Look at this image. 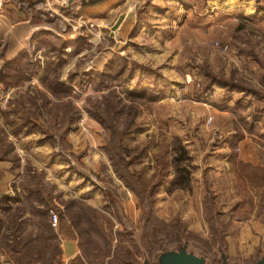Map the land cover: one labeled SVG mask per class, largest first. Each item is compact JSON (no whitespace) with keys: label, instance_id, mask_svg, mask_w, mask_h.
Instances as JSON below:
<instances>
[{"label":"rangeland","instance_id":"1","mask_svg":"<svg viewBox=\"0 0 264 264\" xmlns=\"http://www.w3.org/2000/svg\"><path fill=\"white\" fill-rule=\"evenodd\" d=\"M147 1L115 0L106 8L88 12L74 6L62 12L65 18H56L55 13H47L46 19L37 16L36 23L39 25L34 36L25 41L26 49L19 55H10L4 61L12 62L3 74L5 82L9 81L8 85H13L35 75L42 80L48 73L54 86L55 81L60 80L70 91L63 99L52 95L50 106L48 102L51 99L39 94L42 100L38 99L40 104L36 110H44L47 116H51L49 121L52 124H46V128L47 132L52 131V137L47 139L53 146V153L63 159L70 173H74L69 179L76 181L75 192L111 219L112 224L105 216H100L97 226L106 234L111 231L112 252L119 243H123L129 247L130 253H135L129 264H141L145 250H149L142 220V204H145L152 207L154 223L158 221L160 228L170 235H167V239L173 240L171 233L178 229L179 243H186L189 250L206 256V264H219L221 248L229 255L232 264H257L264 255V0H223V7L228 8L229 32L221 35L213 33L207 41L208 50L205 54L184 57L185 68H192L196 72L195 77L192 74L190 77L182 70L179 77L180 81L182 78L191 81L189 87L182 89L184 93L180 104L185 116L173 106L175 103L161 104L160 100L167 98V89L158 91L154 87L139 88L131 80L126 82L131 74L135 79L140 67L138 63L132 62L131 55L127 58L114 53L115 47H133V35L136 32L123 19L130 9L140 15ZM219 1L216 0L217 3ZM216 2L192 0L195 4L194 15L206 21L213 10L210 5L215 7ZM31 4L38 6L37 2ZM56 8L60 9L57 5ZM41 9L46 11L43 7ZM141 59L146 62L144 57ZM184 66H180V69ZM212 77L251 89V93L229 89L217 82L210 83ZM144 89L155 92L157 96L137 106L133 119L137 126L130 129L120 143L129 155L127 173L141 178L139 182L146 195L143 193L140 198L117 172L120 167L117 169L115 166L110 148L112 133L123 130L130 116L128 113L133 109L131 98L125 93ZM56 90L59 92L58 88ZM233 92L251 95L248 109L241 106V103L235 105L232 102ZM64 102H70V105L65 106ZM186 102L195 105L199 118L192 120L191 112L184 110ZM251 102L255 106L251 107ZM209 105L219 110L236 112L238 118L240 116V121L238 119V122L231 125L237 129L234 134L227 133L229 137H226V132L222 134L215 127L213 116L208 120L202 118V109ZM244 114L255 118L252 117L251 122L247 119L248 125H245L241 120ZM255 121H259L260 126L255 125ZM201 123L204 129L209 126L211 130L203 132ZM249 124L252 127L249 128ZM183 129L186 132L179 135L178 131ZM189 130L193 133H189ZM252 130L256 133L251 134L249 131ZM178 138L187 148L189 146L192 184L188 189L173 190ZM229 144L234 153L231 152L228 158V168L221 169L219 162L223 154H220L216 161L218 167L214 168V172L210 171L208 167L212 152L222 146L229 147ZM244 149H251L253 154L255 152L251 157L256 160L255 164H246L240 160ZM197 162L202 166L199 169L196 168ZM206 170L209 177H204ZM216 173L217 177H213ZM217 179L221 181L217 182ZM201 181H205L204 188ZM193 185L199 186L197 190ZM152 189L155 190L153 195ZM60 191L56 182L49 191L56 197L55 204L61 205L59 210L53 209L58 213L64 207L63 202L73 197L83 199L76 196L75 192L62 194ZM210 192L212 195H209ZM30 199L35 200L34 197ZM12 203L13 209L24 206L22 201ZM27 209L28 213H24L23 217L26 220L23 233L25 236L32 233L35 238L37 227L35 218H31L33 209ZM15 213V210L10 211V214H6L5 210L0 211L2 235L6 231V234H11V238L15 237V227L10 223L15 220ZM84 227L88 233L85 234L83 246L90 248L91 260L84 256L82 261L84 264H105L106 259L104 262L96 259L105 254L104 237L96 227L88 224ZM125 229L133 234L141 253L135 252ZM188 237L192 239L189 242ZM3 241L6 242V239ZM159 241L161 245L168 244L163 238ZM91 242L98 246L90 245ZM79 257H83L82 251Z\"/></svg>","mask_w":264,"mask_h":264},{"label":"crops","instance_id":"2","mask_svg":"<svg viewBox=\"0 0 264 264\" xmlns=\"http://www.w3.org/2000/svg\"><path fill=\"white\" fill-rule=\"evenodd\" d=\"M62 1L0 0V77L5 75V71L12 65V62L5 63L4 61L8 60L10 55L21 54L26 49L25 41L34 36L39 25L36 23L37 16L45 18L47 13H55L56 18H65L62 16L64 10L59 5ZM213 1L216 2V0ZM32 2H37L38 6H33ZM222 2L223 0L216 2L215 7L210 5L213 10L206 21L197 19V16L194 15L195 4L192 3V0H149L140 15L134 9H130L123 21L126 25L129 23L127 26H131V30L134 29L136 32L133 35L135 37L134 45L131 49H126L125 46L120 49L114 48V53H120L127 58H130L131 55L132 62L138 63L140 67L135 79L131 74L126 82L129 83L131 80L134 86L139 88L154 87L158 91L167 89L165 91L167 98L160 100L161 104L175 103L173 106L182 116H185V111H181L180 104L184 93L182 89L189 87L191 81L187 82L184 78L180 81L179 77L182 70L190 77H192L191 74L195 77L196 72L192 68H185L184 57L205 54L208 50L207 41L212 38L213 33L221 35L223 32H229L227 31L229 28L228 8L227 6L223 7ZM56 5L60 9L56 8ZM42 7L46 9L45 12L42 11ZM195 9L197 14V7ZM209 9L206 8L207 11ZM131 14L134 17L130 19L129 15ZM182 17H184L183 21ZM141 57H144L146 62H142ZM182 65L184 67L180 69ZM38 77L35 75L31 79L13 85L0 81L3 89L0 94V200L3 197H14L15 195L23 197L25 195H47L49 191L51 192L54 182L62 194L63 192L76 191L74 187L76 181L69 179L74 176V173H70L63 159L53 153V146L47 139V135H51V133L47 132L46 124H52L49 121L51 116H47L44 110L40 112L36 110L40 104L38 99L42 100L38 96L39 94H42L44 98L51 99L48 102L49 106L53 98ZM187 80L191 79L187 78ZM73 86L75 87L74 84ZM232 94L234 95L231 100L235 105L241 103V106L247 108L251 95L245 96L235 92ZM227 96L229 97V95ZM255 102L259 103L257 100ZM251 103V107L255 106L254 102ZM184 104L187 106L184 110L191 112L193 121L199 118L200 115L198 116L194 104L191 102ZM202 110V118L208 120L210 116H213L215 127H218L224 135L226 132V137L230 136L229 133L234 134L237 130L231 127L233 123L238 122V119L240 121V116L238 118L236 112L233 113L226 109L219 110L213 105ZM252 117L255 118L251 115ZM242 118L246 121L251 119L246 114ZM40 120L43 121V125ZM255 123L260 126L259 121H255ZM201 128L206 133L211 130L209 126L204 129L202 123ZM185 132L183 129L178 131V134ZM188 132L191 133V130ZM249 132L256 133L254 130ZM229 148L230 144L229 147L222 146L212 152L209 164L211 167H208L210 171L214 172V168L218 167L216 161L220 154H223L219 162L221 169L228 168V158L231 156V152L234 153ZM249 150L244 149L241 152L240 160L246 164L249 162L255 164L256 160L251 158L255 152L253 154V151ZM199 164L197 162L196 168L202 167ZM203 168L207 169V166L203 165ZM34 174H37L38 180L33 179ZM203 174L204 177H209L207 170ZM213 177H217V173ZM205 181H201L202 188L205 186ZM220 181L221 179H217V182ZM36 185L42 188L40 192L36 191ZM198 187L194 186L196 190ZM77 193L75 192L76 196L85 199ZM64 196L67 197V195ZM20 201L22 200H10L9 202L18 204ZM54 230L63 249V259L58 264H71L72 260L81 255L78 234L65 215H60V221ZM5 254L7 255L4 250H0V260Z\"/></svg>","mask_w":264,"mask_h":264},{"label":"trees","instance_id":"3","mask_svg":"<svg viewBox=\"0 0 264 264\" xmlns=\"http://www.w3.org/2000/svg\"><path fill=\"white\" fill-rule=\"evenodd\" d=\"M115 0H110L105 3L99 4L93 8H81L83 12H88L91 10H95L98 8H106L112 2ZM67 12V10H65ZM48 74V73H47ZM47 74L42 79V82L46 89L52 93L57 99H63V97L67 96L70 91L67 89L66 85L62 83L60 80L55 81V86L53 85V81L51 80L50 74ZM51 80V81H50ZM0 81L5 82V78L2 76L0 77ZM219 83L224 87H227L229 89H239L241 91H244L245 93H251V89H247L244 87H241L239 85L229 84L227 82L222 81V79H217L212 77L210 79V83ZM8 82H5V84H8ZM56 88L59 89V92L56 90ZM126 96L130 97L131 104H133V109L128 113L130 114L127 123L125 127H123L122 131H115L112 133L113 141H112V147L110 148L111 156L114 160L115 166L120 167L118 169L119 175L124 179L126 185L134 192L138 193L140 198L141 195L145 192L143 187L141 186L139 182V176L136 177L135 174L129 175L127 173V159H128V153L124 151L123 146L120 145L122 143V138L125 134L129 132L130 129L137 126V123L133 121L134 116L136 114V108L138 105H144L154 99L157 94L155 92H152L148 89L144 90H132L125 93ZM117 102V101H116ZM114 102V104H117ZM62 102H60L61 104ZM65 106H69L70 102H64ZM70 117V116H69ZM72 118V117H71ZM66 119H69L68 116H66ZM245 125H248V121L242 118ZM114 125V124H113ZM249 128L252 127L251 124H249ZM111 128V125H109ZM52 131H49L51 133ZM64 135V133H63ZM62 135V137H63ZM47 137H52L51 135H47ZM178 146L175 148V150L178 151V153L175 155V170H176V176L173 182L172 189H188L191 187V175H192V169L190 167V161H192V156L190 155L189 149L187 146L182 142L180 138H178ZM119 142V144H118ZM234 147V146H233ZM174 150V148H173ZM174 150V152H175ZM118 165V166H117ZM37 174L33 175L34 180H38ZM136 179L134 182L133 179ZM141 179V178H140ZM157 187V185L155 186ZM37 192H40L42 188L40 186L36 185L35 187ZM171 189V190H172ZM153 190V189H152ZM151 190V191H152ZM155 193V190L152 191L151 195ZM144 195H146L144 193ZM209 195H212V192L209 193ZM31 197H34L35 200L30 199ZM55 196L52 195V193H49L47 195H25L24 197L21 195H15L14 197H3L0 200V209L5 210L6 214H10V211L12 210L16 211L14 221L12 220L11 226L15 227L13 232L15 233V237L11 234H6V231L1 234L2 227L0 224V250H4L7 255L10 257L12 256L15 260V264H56L62 260L63 257V249H62V243L58 239L57 234L54 230V228L51 225V215L50 211L51 209H58L61 207L60 204H55ZM17 201L22 200V207H15L13 209V203H10L9 201ZM32 200V201H31ZM36 202V203H35ZM64 207L61 208L60 213L65 214L68 219L71 221L74 229L77 231L79 235V241H80V248L82 251L83 257H78L75 259L73 264H77L78 262L84 264L82 261L87 257V259L91 260L89 249L85 248L83 246L85 234L88 233V230L85 229V224H88L89 226L96 227L99 231V233L102 234L104 237L105 243H106V251L103 256H100L99 258H96L98 260H101V262H104V259H106L105 264H129L135 255V253H130L128 251L129 247L123 243H119L116 248L112 252V242H111V231L110 234H106L104 231H102L100 228H98L97 224L100 220V216H105L109 222L112 224L111 219L105 215L103 211L95 207L93 204L85 201L84 199H78V198H71L67 200L66 202H63ZM30 204V205H29ZM28 205V206H27ZM32 208L33 212L31 211V218H35L36 220V227H37V236L34 238L32 236V233L28 236H25L23 233L24 229V223L26 222L24 217V213H28L27 208ZM143 221H144V228L146 232V238H147V246L150 252V257L153 264H158V258L160 253L164 250L165 247L167 248H176L179 241H178V229L174 230L171 233V237H173V240L167 239L168 235L163 229L160 228L159 222L157 221L154 223V212L152 210V207L145 205L143 206ZM157 219V218H156ZM159 228L160 230L156 229ZM6 230V229H5ZM119 232V231H118ZM125 234L130 236L131 242L133 243V246L135 247L136 253H141L140 248L133 239V234L130 233L127 229H125ZM121 234V233H120ZM168 235V236H167ZM167 236V237H166ZM163 238L168 242L166 245L160 244V239ZM6 239V242L3 240ZM16 239V240H15ZM150 240V242L148 241ZM153 239V241H152ZM192 239L188 237L187 241H191ZM90 245L98 246L97 244L91 242ZM207 253L209 251L206 250ZM96 257H98V254H95ZM206 257V256H205ZM11 258V257H10ZM128 258V259H126ZM230 263L232 262L231 258L229 257ZM207 259V258H206ZM219 259V264H221V260ZM100 262V261H99ZM123 262V263H122ZM98 264V263H97ZM100 264V263H99ZM232 264V263H231Z\"/></svg>","mask_w":264,"mask_h":264},{"label":"water","instance_id":"4","mask_svg":"<svg viewBox=\"0 0 264 264\" xmlns=\"http://www.w3.org/2000/svg\"><path fill=\"white\" fill-rule=\"evenodd\" d=\"M107 1L110 0H63L59 5L63 10L71 9L74 6H79L80 8H93ZM133 17V14L129 15L130 19ZM166 249L170 248L165 247L160 253L158 264H206V257L193 250H189L186 243L182 244L180 242L176 248H172L171 250ZM220 260L221 264H231L228 254L223 248H221ZM141 264H153L150 252L147 249L144 252V259L141 261ZM257 264H264V255L258 260Z\"/></svg>","mask_w":264,"mask_h":264},{"label":"built area","instance_id":"5","mask_svg":"<svg viewBox=\"0 0 264 264\" xmlns=\"http://www.w3.org/2000/svg\"><path fill=\"white\" fill-rule=\"evenodd\" d=\"M3 89H2V86L0 84V94L2 93ZM50 215H51V224L53 227H56L59 223V220H60V214L51 209L50 211ZM0 264H15L14 261L8 256V255H3L2 256V259L0 260Z\"/></svg>","mask_w":264,"mask_h":264}]
</instances>
